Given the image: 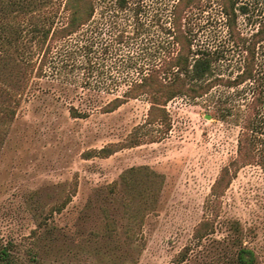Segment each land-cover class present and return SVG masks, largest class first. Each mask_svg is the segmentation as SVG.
<instances>
[{
    "label": "rangeland",
    "instance_id": "obj_1",
    "mask_svg": "<svg viewBox=\"0 0 264 264\" xmlns=\"http://www.w3.org/2000/svg\"><path fill=\"white\" fill-rule=\"evenodd\" d=\"M32 1L27 11L61 21V9L53 17L58 0ZM126 2L119 9L116 0H96L92 19L56 44L45 75L23 93L16 64L27 57L29 12L9 13L21 24L10 33L2 25L7 0H0V251L7 248L19 264H233L242 245L264 264V171L244 166L218 202L210 195L240 133L238 123L219 115L227 88L171 99L166 126L145 125L144 95L101 112L174 48L177 0ZM238 4H247L248 13L238 15L236 29L248 36L264 19V0ZM185 29L192 48L213 59V76L237 74L244 53L217 0L188 10ZM243 100L233 103L242 108ZM70 107L86 117H73ZM135 135L142 142L127 146ZM110 145L112 154L96 153ZM205 218H213V229L195 243L193 229ZM187 245L193 249L179 262Z\"/></svg>",
    "mask_w": 264,
    "mask_h": 264
},
{
    "label": "trees",
    "instance_id": "obj_2",
    "mask_svg": "<svg viewBox=\"0 0 264 264\" xmlns=\"http://www.w3.org/2000/svg\"><path fill=\"white\" fill-rule=\"evenodd\" d=\"M205 1L207 0H177L172 9L170 27L174 48L158 65L150 68L140 79L131 82L122 95L108 100L101 107V112H111L127 99L144 95L149 101L145 125L166 126L169 125V118L165 106L171 99L177 96L192 99L201 97L217 85L227 88L230 91L228 95L219 98V115L221 118L230 117L238 123L240 133L235 156L220 169L211 185L210 195L218 202L240 168L255 164L264 171V19L259 21L257 28L248 36H242L236 29L237 17L239 14L248 13L247 4H238V0H217L227 17L233 42L241 46L244 55L242 66L234 77H215L212 75L213 59L210 54L193 49L192 39L185 29L188 10L202 7ZM33 2L36 1L7 0V23L2 24L3 27L9 28L10 33L11 30L17 33L18 28L14 25L20 22H11L9 13H14L13 16L16 17L29 12L24 24L26 42L23 41L27 57L23 58L22 63L16 64L23 93L45 75L47 67L51 66L56 44L78 33L88 24L94 15L96 4V0H58L54 6L56 14L53 17L60 9L63 15L61 21L55 22L54 18L45 12L27 11ZM126 3V0H116L119 9L125 8ZM32 52L40 57L33 60L29 57ZM241 96L244 99L242 108L233 103ZM14 113V110H8L9 116L12 117ZM70 114L73 117L87 115L86 112H78L74 107H70ZM142 140L143 138L135 135L127 146L140 144ZM115 150L117 149L110 145L97 150L96 153L107 156ZM92 155L88 153L87 157ZM74 193L75 188L55 206V212H60ZM216 216L217 214L214 215ZM213 218H205L194 227L192 239L195 243L201 241L213 229ZM233 224V229L237 233L239 222L233 221ZM231 239L235 244L238 238ZM192 249L191 245L185 246L180 252L179 262L183 261ZM255 262L256 255L251 248L237 246L232 258L233 264ZM0 264L19 263L7 248L2 247Z\"/></svg>",
    "mask_w": 264,
    "mask_h": 264
}]
</instances>
